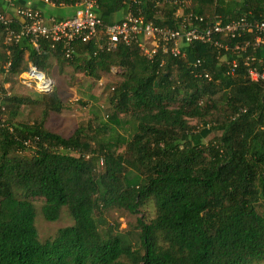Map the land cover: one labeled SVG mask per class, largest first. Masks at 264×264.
<instances>
[{
  "label": "trees",
  "instance_id": "1",
  "mask_svg": "<svg viewBox=\"0 0 264 264\" xmlns=\"http://www.w3.org/2000/svg\"><path fill=\"white\" fill-rule=\"evenodd\" d=\"M83 1L33 6L65 19L54 6L74 14ZM182 1L178 15L176 0H97L103 25L71 46L50 37L5 42L7 26L19 29L25 18L15 9L20 0L0 1L13 7L5 11L12 21L0 20V75L19 77L33 64L50 76L54 62L93 82L115 71L122 79L104 109L131 134L112 146L81 121L66 136L49 124L65 109L55 83L8 91L0 82V264L264 262V80H252L245 65L249 53L264 67V45L239 55L233 72L228 52L202 41L182 42L185 55L159 52L154 60L138 41L107 46L105 26L129 9L163 27H206L242 14L264 19V0ZM36 198L47 220L67 212L71 223L41 240ZM113 210L134 214L136 228L120 231Z\"/></svg>",
  "mask_w": 264,
  "mask_h": 264
},
{
  "label": "built area",
  "instance_id": "2",
  "mask_svg": "<svg viewBox=\"0 0 264 264\" xmlns=\"http://www.w3.org/2000/svg\"><path fill=\"white\" fill-rule=\"evenodd\" d=\"M176 2L180 6L177 14L181 15L183 1L176 0ZM80 4L75 13L65 19L45 18L40 8L32 5H17L16 10L19 16H23L25 20L19 29L7 26L4 41H17L28 36L32 43L38 45L40 38L50 37L53 40L65 41L68 46H71V41L76 38L90 39L103 25L102 19L95 11L98 2L84 0ZM189 16L200 21L204 20L202 16L193 12H190ZM0 20L8 24L12 21V16L8 12H0ZM105 33L108 49L117 47L121 42L129 44L138 41L144 54L151 60H154L159 52L185 55V51L181 48L182 42L188 44L196 40L210 43L228 52L229 64L232 66L230 71L233 72L239 55L245 53L251 45L254 47L264 45V19L254 20L247 14H242L225 23L216 20L206 27L182 25L163 27L154 24L153 21H146L143 16L129 9L120 21L105 26ZM140 36H142L141 40H139ZM254 59V55L249 53L245 57L247 72L252 80H264V67L254 66L252 62ZM10 63L8 62L7 65ZM263 63L264 57L261 64ZM20 78L24 84L43 91L50 90L55 83L52 77L33 64L29 65Z\"/></svg>",
  "mask_w": 264,
  "mask_h": 264
},
{
  "label": "rangeland",
  "instance_id": "3",
  "mask_svg": "<svg viewBox=\"0 0 264 264\" xmlns=\"http://www.w3.org/2000/svg\"><path fill=\"white\" fill-rule=\"evenodd\" d=\"M64 71L60 72L59 65L54 62L50 76L54 79L55 87L65 102V109L62 112L52 113L50 116L49 124L54 130L69 136L78 123L91 121L95 140L104 143L110 142L114 146L122 144L123 139L131 136V134L124 132L121 125L110 121L107 110L104 109L108 105L112 84L122 79L120 75L115 74V71H111L108 74L105 73L100 81L93 82L80 70L74 71V67L66 65ZM5 77H7V80H5ZM0 82L8 91L12 89L26 91V84L21 81L20 76L5 73L2 76L0 75ZM81 101L86 104L81 103ZM34 112L38 114L39 108L34 109ZM201 127H203V124L195 128L196 132L200 131ZM206 133L203 138L208 140L213 134L206 135ZM41 200L42 198H36L34 202L37 206L36 224L39 237L44 240L48 237H54L60 227L71 223L72 218L67 212H62L57 220H47L40 209ZM112 221L120 231L134 229L137 225V218L134 214L118 210L112 211ZM259 264H264V262Z\"/></svg>",
  "mask_w": 264,
  "mask_h": 264
},
{
  "label": "crops",
  "instance_id": "4",
  "mask_svg": "<svg viewBox=\"0 0 264 264\" xmlns=\"http://www.w3.org/2000/svg\"><path fill=\"white\" fill-rule=\"evenodd\" d=\"M1 1V0H0ZM24 5H34V4H37L38 1L40 0H20ZM4 3L5 0H3ZM4 9V11L2 10ZM13 9V7H9V6H6V4L4 6H0V12H5V11H9ZM75 9V8H74ZM77 9V8H76ZM54 12L57 14V15H60V16H63V17H70L73 13V9H71L70 7L66 6V5H61V6H54ZM54 17V16H53Z\"/></svg>",
  "mask_w": 264,
  "mask_h": 264
}]
</instances>
